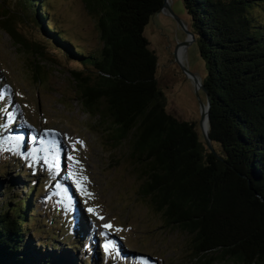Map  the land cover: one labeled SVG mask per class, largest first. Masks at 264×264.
<instances>
[{
  "label": "trees",
  "instance_id": "1",
  "mask_svg": "<svg viewBox=\"0 0 264 264\" xmlns=\"http://www.w3.org/2000/svg\"><path fill=\"white\" fill-rule=\"evenodd\" d=\"M1 1L33 32L38 59L71 65L78 103L109 121L110 141L129 140L142 181L138 196L168 227L190 237L195 263L264 264V21L257 16L264 0H182L204 63L208 137L217 156L194 124L167 112L158 87L157 58L144 29L163 0H82L96 18L94 50L74 44L78 36L74 43L66 38L48 17V0ZM0 28L19 44L8 21ZM12 170L2 166L0 178ZM19 178L6 182L7 200L0 204V264H92L73 255L84 243L64 219L52 224L56 231L46 242L32 243L40 188L33 181L16 188ZM14 188L27 192L10 195Z\"/></svg>",
  "mask_w": 264,
  "mask_h": 264
},
{
  "label": "rangeland",
  "instance_id": "2",
  "mask_svg": "<svg viewBox=\"0 0 264 264\" xmlns=\"http://www.w3.org/2000/svg\"><path fill=\"white\" fill-rule=\"evenodd\" d=\"M48 2V17L67 39L73 42L72 38L78 36L81 42H73L77 46L93 50L99 46L96 18L86 11L82 0ZM167 3L172 14L190 29L182 0ZM18 15L12 5L8 7L0 0V21H8L19 40L17 44L0 28V168L13 169L0 178V204L7 200L6 182L10 177L19 178L16 171L21 170L16 188L27 181L40 188L34 197L37 206L32 230L38 234L32 236L33 244L46 242L47 235L56 231L52 224L56 226L64 219L72 235H82L79 228L82 232L86 228L85 243H80L73 255L92 264H197L190 237L168 227L148 200L138 196L142 181L139 166L130 158L129 140L118 146L110 141L109 121L87 114L78 103L69 74L71 65L52 57L38 59L31 49L33 32L14 21ZM257 16L264 21V13ZM144 37L157 58L155 78L167 112L194 124L203 142L199 121L200 102L205 98L200 91L196 93L193 80L185 72L201 79L205 76L196 43L183 45L184 61L182 66L177 64L175 48L186 43L187 36L165 9L151 17ZM2 161H8V165ZM73 176L92 194L90 197L80 191ZM16 188L10 195L21 192ZM26 192L27 188L21 193ZM104 223L113 227L105 229ZM105 244L109 245L107 250Z\"/></svg>",
  "mask_w": 264,
  "mask_h": 264
},
{
  "label": "water",
  "instance_id": "3",
  "mask_svg": "<svg viewBox=\"0 0 264 264\" xmlns=\"http://www.w3.org/2000/svg\"><path fill=\"white\" fill-rule=\"evenodd\" d=\"M164 9L168 11L169 16H172L174 18V20L182 28V30L185 32V34L187 36L186 43L178 45V46H183L185 44H190V43H196V35L192 32L191 21H190V29H189L188 26H186L183 23H181V21L172 14V12L169 9L167 0H163V5H162V8H161V10L159 12H163ZM2 18H4V17L2 16ZM189 20H190V18H189ZM176 48H175V51H174V55H176ZM185 72L193 80L196 93L200 91L204 95L205 101L204 102H200V114L201 115H200V121H199V128L201 130L203 142H204L206 148L209 150L210 153H212L215 156H217V154H216V152H215V150H214V148H213V146L211 144V141L209 140V137H208L210 100H209V95H208L205 87L203 86V83H202L203 79L195 77V76L191 75L187 71H185ZM203 123L206 124V128L205 129L202 128Z\"/></svg>",
  "mask_w": 264,
  "mask_h": 264
},
{
  "label": "snow or ice",
  "instance_id": "4",
  "mask_svg": "<svg viewBox=\"0 0 264 264\" xmlns=\"http://www.w3.org/2000/svg\"><path fill=\"white\" fill-rule=\"evenodd\" d=\"M76 143H82V142H81V141H77ZM73 150H75V147L73 148ZM69 159L75 161V163H77V164L79 163V161H77L76 158H75L74 156H69ZM73 179H74V181L76 182L77 187L80 189V191H81L83 194H85V195H87V196H89V197L92 195L91 193L86 192V190L83 188V186H82L80 180H77V179L75 178V176H73ZM85 179H86V178H85ZM57 186L59 187V185H57ZM89 211L92 212L93 214H96L94 209H91V208H90ZM98 219H100V220H104V217H103V216H98ZM102 227L105 228V229H111L113 226H112L111 224L104 223V224L102 225ZM102 235H103V233H102ZM104 247H105V250H107L108 247H109V245H108V244H105Z\"/></svg>",
  "mask_w": 264,
  "mask_h": 264
},
{
  "label": "bare ground",
  "instance_id": "5",
  "mask_svg": "<svg viewBox=\"0 0 264 264\" xmlns=\"http://www.w3.org/2000/svg\"><path fill=\"white\" fill-rule=\"evenodd\" d=\"M181 47V48H180ZM177 49H178V52H177V55H174V58H175V61L176 62H178L177 64H179V65H181L182 63H183V59H184V47L183 46H178V48H176V51H177ZM177 59V60H176ZM202 128L203 129H205L206 128V124L205 123H203V125H202ZM38 137H41L40 135H38ZM50 137V136H49ZM43 138V137H42ZM45 138V137H44ZM17 139H19V138H17ZM35 143H36V141H35ZM46 149H48V150H50L51 149V147L49 146H47V148Z\"/></svg>",
  "mask_w": 264,
  "mask_h": 264
}]
</instances>
